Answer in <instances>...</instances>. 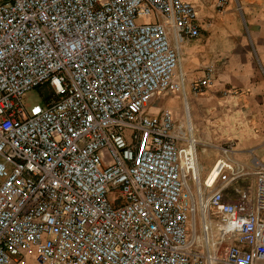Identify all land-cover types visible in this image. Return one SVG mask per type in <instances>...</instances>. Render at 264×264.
Wrapping results in <instances>:
<instances>
[{
	"label": "built area",
	"instance_id": "obj_1",
	"mask_svg": "<svg viewBox=\"0 0 264 264\" xmlns=\"http://www.w3.org/2000/svg\"><path fill=\"white\" fill-rule=\"evenodd\" d=\"M199 34L186 0H0V264H264V162L228 142L197 187L152 110L210 84L180 69Z\"/></svg>",
	"mask_w": 264,
	"mask_h": 264
},
{
	"label": "crops",
	"instance_id": "obj_2",
	"mask_svg": "<svg viewBox=\"0 0 264 264\" xmlns=\"http://www.w3.org/2000/svg\"><path fill=\"white\" fill-rule=\"evenodd\" d=\"M186 1L196 7L200 33L209 30L185 40L180 58L188 82L211 69L210 84L201 94L186 91L194 138L198 146H213L206 157V148L199 146L201 173L228 142L233 160L247 167L254 158L264 162V0H226L222 7L218 0ZM180 104V97L171 95L164 106L176 121Z\"/></svg>",
	"mask_w": 264,
	"mask_h": 264
},
{
	"label": "rangeland",
	"instance_id": "obj_3",
	"mask_svg": "<svg viewBox=\"0 0 264 264\" xmlns=\"http://www.w3.org/2000/svg\"><path fill=\"white\" fill-rule=\"evenodd\" d=\"M209 19V18H208ZM207 33H209V30H207L206 28H202L201 29V33H200V37L205 36ZM47 86H42V87H38L28 93H26V95L23 97V101L25 103H33V102H37L38 100H40V98H42L47 92ZM191 95H194L192 93H190ZM171 95H178L180 97L181 100V108H180V116L177 119L178 122L183 123L184 124V109H183V99L181 96V93L178 92H162V93H158L156 95L153 96L151 103H152V108L155 110H159L161 108H163L165 106V104L168 101V97ZM197 96V95H195ZM170 101V100H169ZM199 146H201L202 148H206L207 153L203 152L202 156L206 157V155L208 154V152H210V148H213V146L208 145V144H199ZM198 146V142H197V151L200 150V147ZM198 155V153H197ZM205 161V159H201V163H203ZM199 162V160H198ZM200 165V163H199ZM201 171V170H200ZM206 174V173H205ZM204 173H201V177H203L205 175ZM254 183H255V179L254 177H246L243 178L242 180H239L235 186V188L238 190L243 189V188H249L250 191L253 192L254 190ZM231 195H235L236 194V190L235 189H231L230 191Z\"/></svg>",
	"mask_w": 264,
	"mask_h": 264
},
{
	"label": "bare ground",
	"instance_id": "obj_4",
	"mask_svg": "<svg viewBox=\"0 0 264 264\" xmlns=\"http://www.w3.org/2000/svg\"><path fill=\"white\" fill-rule=\"evenodd\" d=\"M171 100V99H170ZM184 113H185V123L187 126V130L189 132L190 138H191V148L190 151L193 155V179L196 182V186L199 187L200 186V182L202 181V177H201V169H200V165L198 162V157H197V140L194 138V134H193V122L192 119L190 117V113H189V109H188V101L184 102ZM203 151V150H202ZM200 190V189H199Z\"/></svg>",
	"mask_w": 264,
	"mask_h": 264
}]
</instances>
